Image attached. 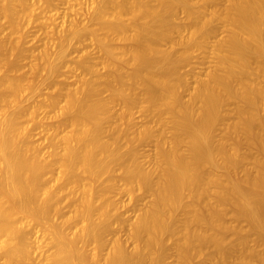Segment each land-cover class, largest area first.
Returning <instances> with one entry per match:
<instances>
[{
	"label": "bare ground",
	"instance_id": "obj_1",
	"mask_svg": "<svg viewBox=\"0 0 264 264\" xmlns=\"http://www.w3.org/2000/svg\"><path fill=\"white\" fill-rule=\"evenodd\" d=\"M32 4L0 0L17 37H0V260L264 264V0H91L85 22L51 30L59 49L44 42L28 80L9 72L22 66ZM82 37L103 72L84 51L62 92L57 62ZM207 49L191 86L179 69ZM52 79V94L24 103ZM43 110L54 122L35 143ZM144 142L153 150L141 157Z\"/></svg>",
	"mask_w": 264,
	"mask_h": 264
},
{
	"label": "rangeland",
	"instance_id": "obj_2",
	"mask_svg": "<svg viewBox=\"0 0 264 264\" xmlns=\"http://www.w3.org/2000/svg\"><path fill=\"white\" fill-rule=\"evenodd\" d=\"M28 1H30V3L32 2V3H34V4H32V6H31V13L32 14H30V16H29V18H26V20H24V21H26V22H24V24H28V25H26V26H24V27H27V28H22V30L20 31V37L18 36V33H16L17 34V36H18V38H21V40H22V37L24 36V38H23V41H24V43H22L21 44V46H22V50H23V53H22V56L20 57V58H22V59H18V61H17V66L16 67H20L21 65V67L18 69L20 72H18V70H17V68H13V72H12V70L9 72V74L11 75V76H13V77H19V76H21V75H24V74H27V77H28V80H32V78H33V76H30L29 75V73H26L27 72V70L29 71V67H31L32 65H34L36 62L37 63H40V61H41V54H39L40 52L42 53L43 52V50H42V48H43V43L45 42V44L47 45L48 44V42H49V44L50 45H47V46H50V48L52 47L53 48V46H54V50L51 48V51L52 52H55L56 51V49H57V46H58V49H59V45H58V43H57V41L55 40V39H53V37H55V35H53V33L55 34V32H56V30H61L63 27H65L66 26V24H69L70 23V21H83V22H85V19H87V17H84V16H88V8H89V3H90V1L89 0H84V1H82V0H43V1H45V2H47L48 3V7H49V9L48 10H46V11H43L45 14H43V12H41L42 11V9L38 6V2H37V0H28ZM81 3V5H80V3ZM85 3V4H84ZM82 4H83V6H82ZM33 5H34V7H33ZM85 5V6H84ZM82 7H83V9H82ZM35 10V11H34ZM86 10V11H85ZM33 11L35 12V13H33ZM82 12H83V14H82ZM47 13V14H46ZM85 13H86V15H85ZM43 14L44 16H42L41 17V15ZM35 15V16H34ZM84 15V16H83ZM33 17V18H32ZM73 19H72V18ZM82 17H84L83 18V20L81 19ZM40 18H42V20L44 21V23L45 24H43V21L40 19ZM65 18H66V20H65ZM79 18V19H78ZM183 18H184V13L181 11V10H179V11H177V15H176V18H175V21L177 22V23H181L182 21H183ZM0 19L2 20V22H1V20H0V23L1 24H3L2 26H3V29H2V31L3 30H5L4 31V33L1 31L0 32V37L1 38H6V37H10V38H12V39H16L17 37L15 36V34H13V33H10L9 32V30L7 29V24L5 23V21L3 22V19L0 17ZM30 19V20H29ZM31 19H35V22H33L34 20H31ZM50 21H49V20ZM70 19V20H69ZM81 19V20H80ZM37 20V21H36ZM28 21V22H27ZM32 21V22H31ZM69 21V22H68ZM48 22V23H47ZM52 22V23H51ZM30 23V24H29ZM37 23V24H36ZM39 23V24H38ZM50 23V24H49ZM64 23H66L64 26L62 25V24H64ZM56 24V25H55ZM6 25V26H5ZM44 25H45V27H44ZM49 25V26H48ZM52 27H51V26ZM4 26H5V28H4ZM59 26H60V28H59ZM51 27V28H50ZM57 28V29H54V28ZM53 28V29H52ZM51 30H52V32H51ZM8 31V32H7ZM23 31V32H22ZM6 32V33H5ZM22 32V33H21ZM10 35H9V34ZM48 33H50V34H48ZM219 34H222V32H221V29L219 30V32H218ZM22 34H23V36H22ZM177 34V33H176ZM13 36V37H12ZM16 37V38H15ZM48 39V40H47ZM18 40V39H17ZM44 40V41H43ZM50 40V41H49ZM77 40V41H76ZM52 41V42H51ZM74 42V43H73ZM78 42H80V45L81 46H83V47H81L80 45H79V43ZM55 43V44H54ZM75 43H76V45H75ZM74 46H73V45ZM166 44V43H165ZM42 45V46H41ZM46 45H44V46H46ZM56 45V46H55ZM70 45V46H69ZM69 45H68V48L66 47V50H65V55H64V58H62V59H60V60H62V61H58L57 63H58V66H59V68H58V73H57V75L55 76V77H53V79L55 78V83L57 84V86L59 87V86H62L61 88H62V92H63V89H64V91L67 89V88H69V87H74V86H76V84L78 83V80H79V77L81 76V72L79 71H77L76 69H71L70 67H69V64H72L71 62H75L76 60H78V57H80L81 55H82V53L84 52V51H86V52H88L89 54H90V57H92L94 60H92V58H91V60H92V62H94L96 65H97V67L100 69V72H103L102 70V67H101V63H100V59H99V55H98V53H97V48H96V46L90 41V40H88L87 38H83L82 37V39H77V38H71V40H70V42H69ZM78 45V46H77ZM41 47V48H40ZM31 48H33L32 50H31ZM37 48V49H36ZM39 48V49H38ZM56 48V49H55ZM27 49V50H26ZM30 49V50H29ZM44 49V48H43ZM57 49V50H58ZM79 49H80V51H79ZM84 49V50H83ZM36 50H37V52H36ZM82 50V51H81ZM29 51H30V53L32 52V54H31V56L33 55L34 56V58H32V57H30L29 58V56H30V54H29ZM34 51V52H33ZM28 53V54H27ZM35 54V55H34ZM26 55H28L27 57H26ZM68 57H67V56ZM75 55V56H74ZM36 56V57H35ZM40 56V57H39ZM72 56H74V58L72 57ZM39 58V59H38ZM68 58H70V59H68ZM72 58H73V60H72ZM34 60H35V62H34ZM37 60V61H36ZM67 60V61H66ZM210 60H211V52H210V49H207L206 50V52H200V51H194L193 53H192V57H191V59L188 61V62H186V63H184L181 67H180V69H179V73L180 74H184L186 77L185 78H187V80H188V82L190 83L189 85H191V86H193V81H194V79H193V77H194V75H199V74H202L203 73V70L209 65V62H210ZM97 61V62H96ZM98 61H99V63H98ZM19 62V63H18ZM42 62V61H41ZM60 62V63H59ZM36 63V64H37ZM67 63H68V65H67ZM28 65V66H27ZM24 67V68H23ZM22 68V69H21ZM21 69V70H20ZM24 69H26V71H24ZM23 71V72H22ZM59 71H60V73H59ZM74 71H76V72H74ZM18 72V73H17ZM74 72V73H73ZM14 75H13V74ZM60 74V75H59ZM78 74L80 75L79 77H78ZM29 75V76H28ZM183 75V76H184ZM202 76V75H201ZM30 77H32V78H30ZM58 77V78H57ZM52 79V81L50 80H46V82L45 81H43V82H45L44 84H43V82L41 83V81H38L37 82V84H38V88H40L41 87V89L39 90L38 89V93H36L35 94V96H34V94L33 95H31V96H29V94L28 95H26V100H25V102L24 103H26V104H29L30 102H32V101H36L35 99L37 98V99H39L40 100V98L41 97H43V96H46L47 94V92H51V93H48V95H50V94H52L54 91H53V87L51 86V84H53L54 82V80ZM57 79H58V81H57ZM49 82H51V83H49ZM73 83H75L74 84V86H73ZM44 86H43V85ZM60 84V85H59ZM68 85H69V87H68ZM48 88V89H47ZM60 88V87H59ZM52 90V91H51ZM39 92L40 93H43V94H40V95H38L39 94ZM43 95V96H42ZM38 96H39V98H38ZM186 96H187V92H186ZM29 97V98H28ZM32 100H31V99ZM35 98V99H34ZM184 98H185V93H184ZM39 100H37V101H39ZM60 100H61V98H60ZM29 102V103H27V102ZM61 102V101H60ZM25 104V105H26ZM44 111H46V110H43L42 111V113H40V115H39V122H40V124H41V126H40V128H38V129H36V128H34V127H31L30 128V132L32 133H30V136L31 137H33V138H31V139H33L32 141L33 142H35V143H41L42 141H41V138H42V136H40L41 134H39V133H41L42 132V130H44L45 129V127L46 128H50L49 127V123H50V126H52L53 125V118H52V115H48V114H51V113H49L48 111H47V113L45 112V114L47 115L46 117H45V114H43V112ZM136 115H135V117H137L136 119V122L139 124V123H141L142 122V119H141V117L139 118V111H136V113H135ZM43 115V116H42ZM42 116V117H41ZM50 116V117H49ZM52 120H51V119ZM40 119H41V121H40ZM141 119V120H140ZM52 121V122H51ZM45 124V126H43V125ZM43 126V127H42ZM32 128H34V129H32ZM41 128H42V130H41ZM44 128V129H43ZM36 130V131H35ZM41 130V131H40ZM39 132V133H38ZM39 135V136H38ZM35 138V139H34ZM138 148V152L140 153V156L142 157V156H145V155H147V154H149V153H151L152 152V150H153V143H151V142H144V143H141V144H139V146L137 147ZM151 151V152H150ZM121 194L122 193H117L115 196V198H118L117 200H121V201H123L124 202V204L126 205L127 204V199H128V196L127 197H125V195L124 194H122V196H121ZM118 195H120L119 197H117ZM140 196V200H139V203L141 202V203H143L146 199L142 196V195H139ZM123 199V200H122ZM143 200V201H142ZM129 207V208H128ZM128 207H124V210L122 211V212H124L125 211V209L127 208V210H129L130 209V211H127L126 210V212H124L123 213V216L127 219V217L129 216L130 218H132V216H133V212H132V208L130 207V206H128ZM126 215V216H125ZM128 217V218H129ZM129 218V219H130ZM228 219H230V217H228ZM32 231V229L30 230V232ZM121 232H123V233H121ZM32 234V239L33 240H35V239H37L36 237L38 236V234H37V232H36V230H35V233H34V231L33 232H31ZM120 234V236H119V234ZM116 234L119 236V237H121V238H123V239H125L126 238V233H125V229H124V231L123 230H117L116 231ZM124 234V235H123ZM34 235H37V236H34ZM35 237V239H34V237ZM125 237V238H124ZM39 239H37L36 241H38ZM3 261V260H2ZM1 260H0V264L2 263V264H4L3 262H2ZM167 262H168V264H173V262H172V259L171 258H169L168 260H167ZM11 264H18V263H16V262H13V263H11ZM37 264H43V263H37Z\"/></svg>",
	"mask_w": 264,
	"mask_h": 264
}]
</instances>
